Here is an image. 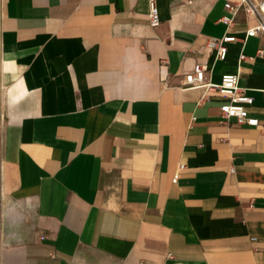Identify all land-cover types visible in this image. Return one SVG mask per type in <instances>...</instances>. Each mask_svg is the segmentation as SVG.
Here are the masks:
<instances>
[{
    "label": "crops",
    "instance_id": "crops-1",
    "mask_svg": "<svg viewBox=\"0 0 264 264\" xmlns=\"http://www.w3.org/2000/svg\"><path fill=\"white\" fill-rule=\"evenodd\" d=\"M226 1L0 0V264H264V130L185 82L240 74L264 123V37L207 45L255 24Z\"/></svg>",
    "mask_w": 264,
    "mask_h": 264
},
{
    "label": "built area",
    "instance_id": "built-area-1",
    "mask_svg": "<svg viewBox=\"0 0 264 264\" xmlns=\"http://www.w3.org/2000/svg\"><path fill=\"white\" fill-rule=\"evenodd\" d=\"M147 1L149 4L148 18L150 25L152 27H157L161 22L158 0ZM225 7L232 13V16L227 15L222 18L228 26H232L234 16L242 10L255 21V24L246 30L243 38L228 35H224L221 38H209L207 45L210 49L216 50L217 59L219 60L226 59L228 52L226 43L241 40L245 44L250 37H264V0H227ZM256 57L264 59V49H258ZM246 58L247 56L242 52L239 59L242 61ZM208 71L209 69L206 65L196 63L194 67L185 74L187 88L205 89V92L199 99V103L209 99L214 94L224 97L226 101L220 106L223 122H229L230 119L235 118L236 123L239 125L260 127L264 130V123H261L258 117L249 113L248 106L254 103V97L247 93V88L240 85V74L226 73L222 76L220 83H215L209 80L207 75ZM184 167L185 165L181 164L180 170ZM178 177L179 173L175 174V180H177ZM171 255L172 254H169V257Z\"/></svg>",
    "mask_w": 264,
    "mask_h": 264
}]
</instances>
